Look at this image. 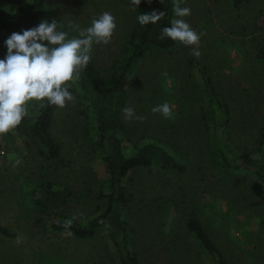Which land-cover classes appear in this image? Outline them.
<instances>
[{"label":"rangeland","instance_id":"374dc122","mask_svg":"<svg viewBox=\"0 0 264 264\" xmlns=\"http://www.w3.org/2000/svg\"><path fill=\"white\" fill-rule=\"evenodd\" d=\"M180 3L191 9L183 19L201 34V56L191 54L194 45L180 42L169 51L146 55L125 84V107L144 119H125L124 107L121 120L125 147L157 143L175 153L188 172L172 177L149 167L129 173L124 218L135 230L141 264H211L185 232L189 215L200 219L229 264H264V206L255 201L257 184L241 172L232 177L237 198L220 195L224 176L206 152L213 129L201 121L208 107L201 79L206 67L229 111L227 143L237 153L259 155L264 135V64L259 58L264 54V0H249L238 10L231 0ZM0 7L15 10L17 5L15 0H0ZM133 8L130 0H48L43 20H56L78 38L79 29L110 12L116 23L110 42L93 43L90 52L101 75L108 77L121 59L135 20ZM10 35L0 30V59L7 55ZM66 86L74 99L64 108L56 106L51 124L61 149L58 162L41 159L37 144L23 130L39 115L36 100L27 105L22 128L1 136L5 155L0 156V224L15 236L0 237V264H115L104 234L77 239L51 229L63 216L81 223L93 217L106 178L90 106L75 80ZM164 103L171 109L167 117L152 112ZM48 185L60 197L59 209L46 215L38 201Z\"/></svg>","mask_w":264,"mask_h":264},{"label":"trees","instance_id":"16d2710c","mask_svg":"<svg viewBox=\"0 0 264 264\" xmlns=\"http://www.w3.org/2000/svg\"><path fill=\"white\" fill-rule=\"evenodd\" d=\"M248 1L231 0V5L238 10ZM47 2L48 0H30V2L15 0L17 5L15 10L0 7V30L10 34L22 33L23 30L38 26L46 16ZM174 6V0H151V3L148 0H141L138 7L134 6L135 20L121 51V59L113 65L108 77L101 75L91 58L81 71L80 79L75 80L91 109L95 145L100 154L106 178L102 181L103 190L98 196L101 204L96 205L93 217L81 223L63 216L51 224V229L56 233H65L66 229L63 225L71 220L70 228L67 230L71 231L74 234L72 236L77 239H90L98 234H104L114 252L115 264H141L136 247L135 230L124 218V210L130 199L126 186L129 173L136 169L149 167L157 168L172 177L188 172L186 166L178 161L175 153L170 154L157 143L133 145L129 150L122 140L124 125L121 120V110L125 107V84L146 55L169 51L178 43L167 37L160 39L162 29L171 27V21L176 19ZM152 11L164 12L165 16L154 25L142 26L137 17ZM58 30L66 32L67 39L74 38L72 31L65 25H60ZM261 54L260 62L264 64V54ZM201 79L208 103L206 111L201 115V121L204 127L207 124L211 125L212 135H214L210 145L206 146V152L216 170L224 176V179L219 181V193L226 199L233 195L235 200L238 196L235 188L238 186L232 177L245 172V175H250L257 184L258 195L255 201L264 206V135L259 141V155L254 157L246 151L235 152L227 143L224 132L227 126L228 108L223 103L214 79L206 67L202 68ZM38 102L41 104L39 115L32 125L23 130L37 144L38 156L41 159L58 162L61 149L51 134L56 106L51 105L46 99ZM23 123L24 118L20 124ZM20 124L15 130L22 128ZM59 197V193L53 191L50 185L45 186L38 201L41 212L48 215L54 209H59L57 204ZM184 229L202 253L208 257L211 264H229L223 252L209 237L198 217L189 215L185 220ZM14 236L13 232L3 228L0 224V237L11 239Z\"/></svg>","mask_w":264,"mask_h":264},{"label":"clouds","instance_id":"9594fccd","mask_svg":"<svg viewBox=\"0 0 264 264\" xmlns=\"http://www.w3.org/2000/svg\"><path fill=\"white\" fill-rule=\"evenodd\" d=\"M151 3V0H148ZM141 0H130V4L138 7ZM174 13L177 17L171 21V27L162 29L160 39L165 37L178 41L186 46H195L191 54L201 56L197 34L183 19L191 15V9L181 7L179 0H174ZM135 10V8H133ZM165 16L164 12L152 11L137 17L143 26L156 24ZM56 20H42L38 26L23 30L22 33H12L5 41L7 55L0 59V136H3L19 126L27 115V105L36 100H47L51 105L64 108L66 101L74 97L66 85L68 82L80 79L81 71L89 63L93 43L108 44L116 28L115 17L110 12H104L99 18L93 19L91 26L79 29L78 38L67 39V33L58 30ZM125 119L144 117L135 116L131 107L123 110ZM167 103L152 108L153 113L167 117L170 114ZM16 160V164H20ZM103 223V221H101ZM71 220L63 227L65 235H74L67 229Z\"/></svg>","mask_w":264,"mask_h":264},{"label":"built area","instance_id":"2783aa9c","mask_svg":"<svg viewBox=\"0 0 264 264\" xmlns=\"http://www.w3.org/2000/svg\"><path fill=\"white\" fill-rule=\"evenodd\" d=\"M5 155V149H4V146H3V143H2V139H1V136H0V156H4Z\"/></svg>","mask_w":264,"mask_h":264}]
</instances>
